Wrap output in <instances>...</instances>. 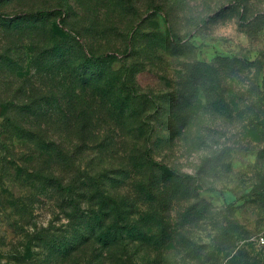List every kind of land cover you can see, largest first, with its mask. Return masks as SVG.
<instances>
[{"label": "rangeland", "instance_id": "374dc122", "mask_svg": "<svg viewBox=\"0 0 264 264\" xmlns=\"http://www.w3.org/2000/svg\"><path fill=\"white\" fill-rule=\"evenodd\" d=\"M102 198L123 240L63 254ZM262 232L264 0H0V264H264Z\"/></svg>", "mask_w": 264, "mask_h": 264}, {"label": "trees", "instance_id": "16d2710c", "mask_svg": "<svg viewBox=\"0 0 264 264\" xmlns=\"http://www.w3.org/2000/svg\"><path fill=\"white\" fill-rule=\"evenodd\" d=\"M149 167L156 168L161 170V165L149 162ZM185 180L192 179V177L186 176ZM196 184L198 185V178H194ZM163 180L160 181V178H151L150 185L157 186L161 185ZM70 191V190H67ZM61 205H66L65 202H62ZM120 206V204L114 200L109 202V199H101L100 201V210L99 212H92L87 215L79 213L76 215L74 213L72 219H78V225L80 230L74 235L62 249V253L65 254L67 249H77L83 244L93 240L94 242L100 243L102 247L109 248L114 245H117L124 238V228L121 226L122 220L114 212ZM141 233L135 229H131L129 238L131 241L139 240ZM145 236L142 234L141 236ZM62 247V246H61Z\"/></svg>", "mask_w": 264, "mask_h": 264}, {"label": "built area", "instance_id": "2783aa9c", "mask_svg": "<svg viewBox=\"0 0 264 264\" xmlns=\"http://www.w3.org/2000/svg\"><path fill=\"white\" fill-rule=\"evenodd\" d=\"M255 242L259 245L264 247V232L257 234L255 237Z\"/></svg>", "mask_w": 264, "mask_h": 264}]
</instances>
